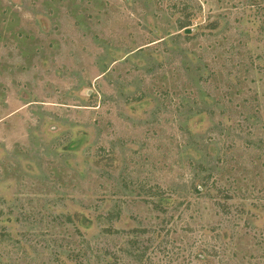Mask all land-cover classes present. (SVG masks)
Returning <instances> with one entry per match:
<instances>
[{
    "label": "rangeland",
    "instance_id": "rangeland-1",
    "mask_svg": "<svg viewBox=\"0 0 264 264\" xmlns=\"http://www.w3.org/2000/svg\"><path fill=\"white\" fill-rule=\"evenodd\" d=\"M0 264H264V0H0Z\"/></svg>",
    "mask_w": 264,
    "mask_h": 264
},
{
    "label": "trees",
    "instance_id": "trees-1",
    "mask_svg": "<svg viewBox=\"0 0 264 264\" xmlns=\"http://www.w3.org/2000/svg\"><path fill=\"white\" fill-rule=\"evenodd\" d=\"M189 29L187 28V31H188Z\"/></svg>",
    "mask_w": 264,
    "mask_h": 264
}]
</instances>
